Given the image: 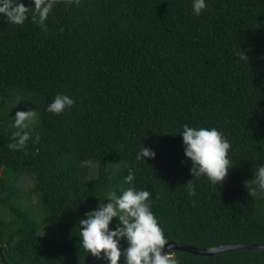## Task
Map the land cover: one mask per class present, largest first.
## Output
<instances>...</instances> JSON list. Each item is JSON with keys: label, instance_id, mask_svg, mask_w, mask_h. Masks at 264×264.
Segmentation results:
<instances>
[{"label": "trees", "instance_id": "16d2710c", "mask_svg": "<svg viewBox=\"0 0 264 264\" xmlns=\"http://www.w3.org/2000/svg\"><path fill=\"white\" fill-rule=\"evenodd\" d=\"M206 3L197 16L191 0L61 2L47 31L31 14L22 25L0 18V246L8 264H82L78 222L98 197L129 187V167L134 186L151 192L169 242L264 243V193L253 188L264 165V0ZM58 93L75 104L56 115L46 107ZM28 108L37 113L32 139L12 151L10 125ZM186 123L216 127L231 144L224 181L193 177L194 196L184 185L192 178L179 133ZM142 144L155 158L136 160ZM117 162L121 179L111 182ZM92 163L99 176L89 179ZM23 175L33 182L25 192L16 185ZM32 195L37 216L28 212ZM42 226L57 236L40 234ZM168 252L178 264H264V247Z\"/></svg>", "mask_w": 264, "mask_h": 264}, {"label": "clouds", "instance_id": "9594fccd", "mask_svg": "<svg viewBox=\"0 0 264 264\" xmlns=\"http://www.w3.org/2000/svg\"><path fill=\"white\" fill-rule=\"evenodd\" d=\"M61 2L72 4L79 3V0H30L28 5L24 0H0V18L13 25H22L31 14L32 21L47 31L48 17ZM207 6L206 0H191V10L197 16ZM247 58L246 54L240 56L241 60ZM74 104V98L58 93L47 104L46 111L59 115ZM36 120L35 109L16 111L10 125L14 129L7 145L10 150H26ZM179 133L185 157L191 163L192 178L184 184L188 195L194 196L196 192L193 177H205L210 184L220 185L231 167L228 158L231 144L228 139L216 127H195L187 123ZM155 156V150L142 144L135 158L147 161ZM135 175V168L129 167L124 178L129 187L119 193L110 191L98 197V205L79 220L80 247L103 264H178L170 252L164 251L165 246L170 245L152 211V194L134 186ZM254 175L257 190L264 193V165L259 166ZM114 219L116 223L113 225Z\"/></svg>", "mask_w": 264, "mask_h": 264}, {"label": "rangeland", "instance_id": "374dc122", "mask_svg": "<svg viewBox=\"0 0 264 264\" xmlns=\"http://www.w3.org/2000/svg\"><path fill=\"white\" fill-rule=\"evenodd\" d=\"M99 166L96 163H92L90 169H89V173H88V178L89 179H93L99 176ZM119 168H122V164L117 162L114 163L112 166L109 167L108 170V176L111 180V182L114 180L118 181L120 180V170ZM120 174V176H118ZM32 179L28 176H21L19 178V180L17 181L16 185L18 186L17 188L20 189L21 192H25L26 190H29L32 187ZM116 184V182H115ZM117 185V184H116ZM255 191L257 190L256 185L253 186ZM31 202L29 204V206H31V208L28 210L29 214L37 216V209H35V204L37 202V197L35 195L31 196ZM13 201V200H12ZM17 201V200H16ZM27 205V204H25ZM25 205H19L22 209H24L26 206ZM1 208V207H0ZM5 208H2L1 213H5ZM7 216V215H6ZM7 218H10V216H7ZM40 234L44 235V236H48V237H54L55 235L57 236V229L54 226H42L40 227Z\"/></svg>", "mask_w": 264, "mask_h": 264}, {"label": "water", "instance_id": "95a60500", "mask_svg": "<svg viewBox=\"0 0 264 264\" xmlns=\"http://www.w3.org/2000/svg\"><path fill=\"white\" fill-rule=\"evenodd\" d=\"M170 247H168V245L165 246L164 251H168V250H183V251H187V252H191L194 254H199V255H211L215 252H219V251H224V250H229V249H234V248H263L264 247V243L263 244H240V243H231V244H222V245H218V246H214L211 248H196L194 246L191 245H183V244H177L174 242H169ZM0 257L1 260L4 264H8V262L6 261L4 254H3V248L0 246ZM97 259L92 257L90 254L86 257V259L84 260V262L82 264H93Z\"/></svg>", "mask_w": 264, "mask_h": 264}]
</instances>
